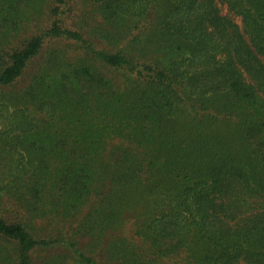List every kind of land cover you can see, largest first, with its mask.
Returning <instances> with one entry per match:
<instances>
[{
  "label": "trees",
  "instance_id": "1",
  "mask_svg": "<svg viewBox=\"0 0 264 264\" xmlns=\"http://www.w3.org/2000/svg\"><path fill=\"white\" fill-rule=\"evenodd\" d=\"M1 195L0 264H264V0H0Z\"/></svg>",
  "mask_w": 264,
  "mask_h": 264
},
{
  "label": "rangeland",
  "instance_id": "2",
  "mask_svg": "<svg viewBox=\"0 0 264 264\" xmlns=\"http://www.w3.org/2000/svg\"><path fill=\"white\" fill-rule=\"evenodd\" d=\"M87 6L85 7V9H86V11H88V9H89V5L88 4H86ZM186 46V49L183 51V52H181L179 55H178V57L179 58H184V57H187L188 55H189V51H188V46H187V44L185 45ZM35 65V64H34ZM26 78H27V76L25 77V78H22V80H20V82L17 84V85H22V84H24L25 82H26ZM217 99H219L220 101H223L224 100V97L223 96H218L217 97ZM226 101V100H225ZM178 119H180V117H178ZM98 183V182H97ZM96 183V184H97ZM113 187V185L112 184H108L107 186H106V188H104V190L103 191H100V193L99 194H94L93 195V198H92V200H91V202L84 208V210L73 220L74 222H73V224H80L81 223V221H82V218L89 212V211H91V210H94L95 208H97L98 207V205L102 202V201H104V203H106V202H108L109 200H111V199H113L116 195H120V194H122V191L120 192V190H121V187L120 186H117L116 187V190H117V192H116V194H113V191H109L111 188ZM102 193H105V196H101L102 195ZM0 199H3L4 201H7V199L5 198V196H0ZM128 199L130 200V202H132L134 199H132V196H131V193L130 192H128ZM116 205H117V199H116V201L114 202ZM137 204H139V203H137ZM136 207H141V204H139V205H137ZM119 208H121V207H119ZM100 213L101 214H103V211L102 210H100ZM125 216H127V217H129V218H131L129 221L128 220H126L125 222H124V224H122L121 226H119L116 230V232L114 233V231H109L108 233H107V236H106V239L108 238V237H112V236H114V235H117V234H124V235H126V236H133V234H134V224H135V222H147L148 221V219H146V217H144V216H142V215H138V214H132V212H130V211H128V210H126V211H124L123 210V212H122V217H123V219L125 218ZM104 216L103 215H99V214H97V216H96V218H98V219H100V218H103ZM87 219H89L90 220V218H84V220H87ZM122 219V220H123ZM94 220H95V218H94ZM42 225H44L45 223H43V222H40ZM70 225L69 224H65V225H63V226H56V225H50L49 227H47L48 228V230L47 231H51V230H53V229H57V228H62V231H63V233H68V234H71V227H69ZM45 227V228H46ZM65 231V232H64ZM80 239V243L79 244H85V243H87V242H89V240H90V237H89V235H84L83 237H81V238H79ZM78 239V240H79ZM92 241V240H91ZM90 241V242H91ZM106 242V241H105ZM58 251H60V252H63V253H66V254H69V250L68 249H66V247H63V248H60V250H58ZM51 254H54L53 252H50ZM67 261V264H80L78 261H75V260H70V258L68 257V259L66 260Z\"/></svg>",
  "mask_w": 264,
  "mask_h": 264
}]
</instances>
